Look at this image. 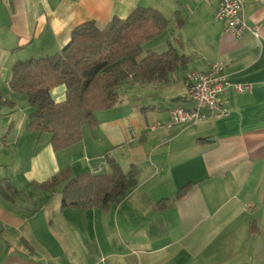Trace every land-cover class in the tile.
Returning <instances> with one entry per match:
<instances>
[{
	"label": "crops",
	"instance_id": "1",
	"mask_svg": "<svg viewBox=\"0 0 264 264\" xmlns=\"http://www.w3.org/2000/svg\"><path fill=\"white\" fill-rule=\"evenodd\" d=\"M241 2L247 25H262L257 38L237 39L202 0H0L3 82L16 61L59 52L77 26L102 29L137 7L168 21L152 46L185 58L165 83L122 82L96 127L57 152L49 134L25 128L28 103L18 111L19 94L3 97L14 107L0 114V179L15 193H0V264H264V0ZM216 63L250 91L223 96L226 117L173 124L171 110L187 106L185 75ZM65 91L54 87L52 101ZM109 158L138 174L107 210L62 209L67 182L53 193L37 189L64 168L70 177L107 174Z\"/></svg>",
	"mask_w": 264,
	"mask_h": 264
},
{
	"label": "trees",
	"instance_id": "2",
	"mask_svg": "<svg viewBox=\"0 0 264 264\" xmlns=\"http://www.w3.org/2000/svg\"><path fill=\"white\" fill-rule=\"evenodd\" d=\"M167 25L168 21L158 11L137 7L124 21L113 18L102 29L92 22L77 26L68 44L53 55L13 63L10 89L24 95L31 109L25 128L49 134L53 151H61L81 141L84 126L96 127L98 111L116 105L118 85L122 82L165 83L185 58L172 46L156 53L145 50L144 45L157 38ZM60 85L66 89L65 99L55 103L51 90ZM0 105L14 107L1 92ZM107 163L110 172L103 175L70 177L68 168L61 169L37 189L53 193L67 182L61 190L62 209L107 210L136 186L138 174L134 166L124 173L115 160L109 158ZM10 189L8 193L14 194ZM0 190L8 196L5 189ZM184 190H179L177 195Z\"/></svg>",
	"mask_w": 264,
	"mask_h": 264
},
{
	"label": "built area",
	"instance_id": "3",
	"mask_svg": "<svg viewBox=\"0 0 264 264\" xmlns=\"http://www.w3.org/2000/svg\"><path fill=\"white\" fill-rule=\"evenodd\" d=\"M214 6L213 19L225 25L226 30L237 39L244 34L257 38L261 24L252 27L243 17L241 0H202ZM220 63L211 65L206 72L191 71L185 75L186 107H176L170 112L171 122L176 125H198L228 116L226 93H244L251 89L246 83L232 82L227 79Z\"/></svg>",
	"mask_w": 264,
	"mask_h": 264
},
{
	"label": "rangeland",
	"instance_id": "4",
	"mask_svg": "<svg viewBox=\"0 0 264 264\" xmlns=\"http://www.w3.org/2000/svg\"><path fill=\"white\" fill-rule=\"evenodd\" d=\"M154 43H156V42H151V43H148V45H144L145 46L144 49L145 50H149V48L151 46L152 48L150 50H152V51H154L156 53L163 52L164 49H162L160 47H154V46H152V45H154ZM0 92H1L2 96L4 98H7V99L9 97H11L12 94L14 95V92H12V90L10 89L9 82H8L7 79L4 82L3 81H0ZM17 96H18V99H17V102H16L17 103V106L16 107H17V110L19 111V109L21 107H23V104L26 103V99H25L24 95L19 94ZM0 107H1V105H0ZM3 107H4L3 109L0 108V114H1V111H3V110L5 111V108H10L8 106H3ZM10 109H12V108H10ZM5 132L6 133H5L4 136L7 137L9 133L7 132V130ZM1 174H5V172H2V169H0V178H3ZM1 180L2 179H0V184H1V182H2V184H1L0 188H2V190L5 189L7 191V193H8L9 191L7 189H8V187H10V185L7 184L8 181H6V180H4V181L2 180L1 181ZM5 181L7 182L6 184H4ZM0 192H1V190H0Z\"/></svg>",
	"mask_w": 264,
	"mask_h": 264
}]
</instances>
